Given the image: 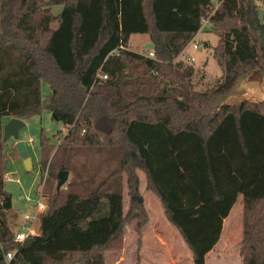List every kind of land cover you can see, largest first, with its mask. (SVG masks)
Returning a JSON list of instances; mask_svg holds the SVG:
<instances>
[{"label": "trees", "instance_id": "trees-1", "mask_svg": "<svg viewBox=\"0 0 264 264\" xmlns=\"http://www.w3.org/2000/svg\"><path fill=\"white\" fill-rule=\"evenodd\" d=\"M206 18L223 74L198 90L194 65L178 56ZM132 34H149L155 57L133 50ZM255 68L264 70L255 0H0V121L42 115L48 83L46 105L68 131L57 144L42 134L41 178L52 187L60 171L71 175L50 194L40 233L15 242L4 184L19 153L0 142V249L15 252L11 264H106L124 246L125 176L138 195L140 170L194 264H207L242 194L243 264H264V103L215 112Z\"/></svg>", "mask_w": 264, "mask_h": 264}, {"label": "rangeland", "instance_id": "rangeland-1", "mask_svg": "<svg viewBox=\"0 0 264 264\" xmlns=\"http://www.w3.org/2000/svg\"><path fill=\"white\" fill-rule=\"evenodd\" d=\"M258 4L260 17L264 20V0H255ZM63 6L56 5L52 7L55 14L62 10ZM195 41L201 44V48L195 49L193 44L188 46L184 54L178 56L179 60L185 61L187 64L194 65L196 74L194 81L197 84L198 90H204L212 86L217 80L222 77L223 71L217 60L213 57L212 46L216 45L219 36L212 30V25L209 18L204 19L203 28L199 34L195 36ZM130 46L133 50L144 53L147 43H153L149 34H132L130 39ZM146 51V54L148 53ZM193 55L195 61H189L187 55ZM51 93V88L48 83H42V99L45 107L42 115L32 117L26 121V126L20 130L19 139L25 141L29 157L32 158L33 167L27 169L25 166V159L19 154L10 158L8 162L7 172L5 175L4 189L13 195V209L9 211V220L12 222L13 230L20 226L22 215L25 213H35L36 204L38 200L45 197L46 202L49 200L50 194L57 189V181L51 187L49 182L46 184V177L41 178L40 170V144L42 134L45 133L50 137L53 143L57 144L61 139L58 134L62 132L64 136L68 128L63 121L55 119L53 113L47 107L48 96ZM221 101V99H220ZM218 102V105L220 103ZM217 105V106H218ZM9 116H3L0 121V142L5 139V126L10 121ZM24 120V119H23ZM34 135L35 139L30 140ZM62 136V137H63ZM61 137V136H60ZM7 147L15 146L16 139L11 137L6 139ZM47 176V173L46 175ZM71 175L69 176V180ZM68 182L63 186H67ZM142 184L144 182L142 181ZM62 187V188H63ZM125 199V233L128 236V246L125 248L126 241L122 249H109L106 251V264H157L155 260H163L165 264H191L190 259L186 258L185 250L182 247L180 238L175 234L173 226L167 224L162 219L163 212H158L156 203L152 201L144 203L137 197H131L127 193ZM143 195V194H141ZM148 205V206H146ZM150 207V213L147 208ZM139 223L141 230L146 228L148 231V244L145 252H137L136 250V226ZM39 226V220L37 222ZM233 223L229 222L225 228L223 248L231 245L232 239L231 230ZM135 229L134 233L132 230ZM122 252H118L121 251ZM234 254L227 250V254L223 255L221 259H232ZM218 252L210 257V264H215L218 260ZM229 263V262H227Z\"/></svg>", "mask_w": 264, "mask_h": 264}, {"label": "crops", "instance_id": "crops-1", "mask_svg": "<svg viewBox=\"0 0 264 264\" xmlns=\"http://www.w3.org/2000/svg\"><path fill=\"white\" fill-rule=\"evenodd\" d=\"M200 32V31H199ZM198 32V34H199ZM197 34V35H198ZM148 44V43H147ZM11 118V117H10ZM139 191L140 193L138 195H131L130 194V188L128 185V180H127V176H125L124 179V211L125 209V197H126V193L128 195H130L132 198L133 197H137L139 199V196H141V198L144 199V203L152 201L153 203H156V207L158 209V212L160 211L163 212L164 216H162V219L165 220L167 222V224H169L170 226H173V228L175 229V234H177L180 238V242L182 243V247L185 250L186 253V258L188 257V259H190L191 264H194V259H193V253L191 251V249L189 248V246L187 245V243L184 241L181 233L178 231V229L172 225L170 223V221L168 220L166 214H165V210L164 207L162 205L161 200L159 199V197L150 189H148L147 187V177L144 171L140 170L139 171ZM142 181L144 182V184H142ZM143 194V195H141ZM140 200V199H139ZM141 201V200H140ZM243 203H244V198L243 195L240 194L238 197V201L236 202V204L233 206L229 216L227 218H225L224 220V226H223V231H222V236L220 241L216 244V246L207 254L206 256V262L207 264H210V257L213 254H216L218 252V260L215 264H243V259H242V255L240 252V248H241V242L243 239ZM147 204V203H146ZM148 206V205H146ZM147 211L150 213V207L147 208ZM126 213V212H125ZM126 215V214H125ZM229 222L233 223V227L231 230V239H232V243L231 245L228 246V249L223 248V240H224V233H225V228L227 226V224ZM135 229L132 230V232L134 233ZM136 232V250L137 252H145L144 250L147 248V244H148V231L146 228H143L142 230V234L140 235L138 231ZM141 238V239H140ZM125 248H127L128 246V236L125 234ZM129 247V246H128ZM227 250H230V253L232 252V254H234V257H231L232 259H221L223 258V255L227 254ZM118 251V252H122ZM155 262L157 264H165L162 261H160L158 259L155 260ZM229 262V263H227Z\"/></svg>", "mask_w": 264, "mask_h": 264}, {"label": "water", "instance_id": "water-1", "mask_svg": "<svg viewBox=\"0 0 264 264\" xmlns=\"http://www.w3.org/2000/svg\"><path fill=\"white\" fill-rule=\"evenodd\" d=\"M154 43H148L146 48L154 49ZM264 103V70L255 68L245 74L238 82L236 88L226 96H224L215 112H219L226 105H242L243 102ZM55 119L59 120L58 116L53 113ZM26 126V121L19 117H11L10 121L5 126V139L15 138L16 147L20 156L25 159L27 169L33 167L32 158L29 157L28 149L25 141L19 139L20 130ZM70 173L67 170H62L58 174L57 189H61L69 180ZM141 200V196H139Z\"/></svg>", "mask_w": 264, "mask_h": 264}, {"label": "built area", "instance_id": "built-area-1", "mask_svg": "<svg viewBox=\"0 0 264 264\" xmlns=\"http://www.w3.org/2000/svg\"><path fill=\"white\" fill-rule=\"evenodd\" d=\"M193 44V47L195 49L201 48V44L198 41L193 40L188 46ZM186 48L182 51V54H184L188 48ZM147 55L149 57H155V53L153 49H150L147 51ZM189 61H195V57L193 55H187L186 57ZM100 78L106 79L107 75L99 74ZM35 139V136L32 135L30 137V140L33 141ZM42 199L38 200L36 204V212L31 213H25L22 215V223L19 227L14 229V240L15 242H24L28 237L38 235L40 233V227L38 226L37 222L40 221V216L43 212H45L48 208V202H46L45 197L42 195ZM0 251H3L4 257L7 264H11L14 260L15 252H4L3 247H1Z\"/></svg>", "mask_w": 264, "mask_h": 264}]
</instances>
